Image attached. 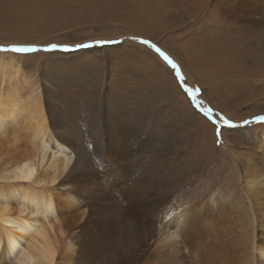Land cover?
I'll return each instance as SVG.
<instances>
[{"label":"rangeland","instance_id":"1","mask_svg":"<svg viewBox=\"0 0 264 264\" xmlns=\"http://www.w3.org/2000/svg\"><path fill=\"white\" fill-rule=\"evenodd\" d=\"M223 1L244 13L243 0H0V60L39 83L57 135L75 146L72 175H100L107 146L96 138L125 134L108 157L114 180L93 191L83 232L96 244L104 226L121 229V241L106 230L103 264L139 242L144 264H218L228 251L239 261L244 170L264 176V122L256 119L264 116V15L263 0H245L254 25L228 34L216 19ZM215 43L227 60L210 68L199 48L217 52ZM170 206L199 218L206 234L196 237L193 227L185 246L162 249L159 212ZM77 262L92 264L82 255Z\"/></svg>","mask_w":264,"mask_h":264},{"label":"bare ground","instance_id":"2","mask_svg":"<svg viewBox=\"0 0 264 264\" xmlns=\"http://www.w3.org/2000/svg\"><path fill=\"white\" fill-rule=\"evenodd\" d=\"M220 5L217 8L223 15L218 14L216 19L226 24L228 34L238 33L239 25H245L247 30L254 25L255 8L245 0L242 6L238 3L244 13H237V7L226 1ZM259 5L263 10L261 15H264V0ZM241 37L237 41H241ZM216 48L217 52L208 44L199 48L198 58L210 68H217L226 59L220 53L222 46L217 45ZM230 53L237 58V53ZM4 61L0 60V264H78L80 255L86 256V262L91 260L92 264H103L97 254L100 247L109 242L105 240H109L106 230L110 236L112 232V240L121 241L124 237L121 229L104 226L106 230L102 229L99 236L97 229L100 241L96 244V237H83V232L89 226L86 220L92 213L90 198L93 191L96 188L108 189L105 181L114 180L111 178L112 159L108 157L116 153L112 147L123 141L125 134L96 138L97 147L107 146L97 157L101 164L100 175L73 176L77 164L75 146L67 138L57 135L50 110L47 106L44 108L39 83L26 81L19 67ZM256 172L254 174L251 168H247L243 174L246 178L243 197L247 201L244 208L247 227L239 261L235 260L233 252L228 251L218 264H264V176L260 171ZM55 185L62 190L54 191ZM159 217L163 223L158 233L162 249L174 250L177 245L185 246L193 227L196 237L206 234L199 218L179 206L161 210ZM144 246L136 243L134 249L125 250L118 260L107 259L105 264L141 263L143 258L138 252ZM75 248L78 257L74 255ZM171 264H180V261L175 259Z\"/></svg>","mask_w":264,"mask_h":264},{"label":"snow or ice","instance_id":"3","mask_svg":"<svg viewBox=\"0 0 264 264\" xmlns=\"http://www.w3.org/2000/svg\"><path fill=\"white\" fill-rule=\"evenodd\" d=\"M145 43H147V41H145ZM14 50L15 51H20V52L33 51V49H30V48H17V49H14ZM156 51L159 52L160 55L164 57V59L168 62V64L171 65L172 69L176 70V76H180V70L178 69L176 63H174L164 52L160 51L159 48H157ZM188 91L191 92L192 89H188ZM256 119L259 120V121L264 122V116L257 117ZM226 123H227V121H226Z\"/></svg>","mask_w":264,"mask_h":264}]
</instances>
